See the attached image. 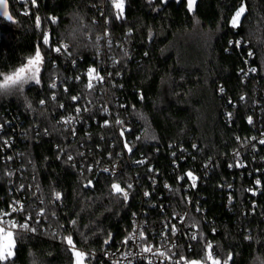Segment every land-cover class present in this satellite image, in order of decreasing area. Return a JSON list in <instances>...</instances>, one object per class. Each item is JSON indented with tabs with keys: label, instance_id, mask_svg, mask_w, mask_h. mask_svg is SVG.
I'll return each instance as SVG.
<instances>
[{
	"label": "trees",
	"instance_id": "trees-1",
	"mask_svg": "<svg viewBox=\"0 0 264 264\" xmlns=\"http://www.w3.org/2000/svg\"><path fill=\"white\" fill-rule=\"evenodd\" d=\"M7 2L0 82L37 46L44 63L40 84L0 90V155L4 138L19 149L12 185L0 158V200L21 187L35 229L15 231L0 264H72L69 236L86 264H103L106 241L122 242L148 199L157 215L169 213L158 206L165 183L181 204L186 169L199 176L197 249L209 239L222 258L231 254L229 264L264 259V144L252 139L264 131V0H244L238 27L230 21L242 0H196L192 12L187 0H124L122 19L112 0ZM90 68L106 75L91 89ZM63 113L76 116L74 134L58 121ZM116 159L121 172L101 169ZM257 179L254 195L245 185ZM130 181L124 200L112 183Z\"/></svg>",
	"mask_w": 264,
	"mask_h": 264
},
{
	"label": "built area",
	"instance_id": "built-area-1",
	"mask_svg": "<svg viewBox=\"0 0 264 264\" xmlns=\"http://www.w3.org/2000/svg\"><path fill=\"white\" fill-rule=\"evenodd\" d=\"M105 78L106 75H99ZM103 80V79H102ZM89 82V78L87 80ZM98 80L93 79V82ZM68 117H73L71 123H65L64 121ZM58 121L64 127H67L73 134L75 132L76 116L70 113H63L59 116ZM252 139L260 141L264 139V131H259ZM12 137L2 139L1 155L0 158L3 161L9 163V174L8 182L12 185L15 177V164L19 149H15L10 146ZM136 162H141V159L136 160ZM148 169H151V165H147ZM101 169L111 174H117L122 171L123 163L121 159H116L111 162L102 164ZM191 172L194 177H196L195 186H193V181L186 174ZM136 175V174H135ZM183 177V179H181ZM149 181H154V176L148 175ZM182 185L183 193L181 192V198L179 201L181 204H173V187L168 183L163 185V192H158V197L166 196V200L158 204L160 211L164 209V204L168 205L169 213L157 215L153 211L156 205L154 199H148L149 202L146 207H140L137 211H134L131 216V224L126 238L122 242L116 243L111 246H105L100 253L101 261L103 264H191L195 261L196 264H212L213 260H218L220 264H224L225 258H222L220 254L217 253L216 249H213L211 241L207 239L203 246L197 249L196 241L201 237V231L199 230V223L202 219L196 213L195 209H200L199 205L194 202V196L191 189L196 188L199 182V176L196 172L191 169H186L184 172L178 176V183H183ZM259 180V179H257ZM253 185H245V190L255 193L261 191V182L259 185L256 181ZM260 181V180H259ZM118 184L113 182L112 184ZM128 186H119L128 192V198L132 189L135 187V183L130 181ZM15 188V187H14ZM11 190L9 191V193ZM180 192V191H179ZM144 196H149V189H142ZM148 193V195H145ZM120 195V194H119ZM122 198L123 196L120 195ZM26 195L23 193L22 188L16 189L14 193H10L7 199L0 200V226H3L5 230H11L13 233L15 231H25L19 226L27 222L29 226L30 214L24 211ZM124 199V198H123ZM171 201V202H170ZM18 202V203H17ZM164 203V204H163ZM173 204L170 206V204ZM22 206V207H21ZM16 208V211H13ZM15 224L16 227L9 228V225ZM175 226L176 232L172 233V226ZM26 232V231H25ZM143 232V238L140 237V233ZM195 235L196 239H191ZM127 241V242H126ZM212 245L211 259H209V249L207 244ZM150 246L152 248L151 252H143L144 247ZM194 251V252H193ZM164 253L161 256L159 253Z\"/></svg>",
	"mask_w": 264,
	"mask_h": 264
},
{
	"label": "snow or ice",
	"instance_id": "snow-or-ice-1",
	"mask_svg": "<svg viewBox=\"0 0 264 264\" xmlns=\"http://www.w3.org/2000/svg\"><path fill=\"white\" fill-rule=\"evenodd\" d=\"M31 3L33 5H35V0H31ZM113 6L118 10L117 11V15H116V19H122L123 18V11H124V0H112ZM195 4H196V0H187V8L190 12L195 10ZM247 10L246 4L244 3V0H242L239 8L236 10V12L234 13V15L231 18L230 23L232 24L233 27H238L239 23H240V19L241 17L245 14ZM25 15H27L28 13L25 12ZM0 15H2L3 17H6L9 21H11L13 19V17L9 14V5L7 0H0ZM36 24L37 27L40 26V18L37 17L36 19ZM44 44L47 45L49 43V38L47 36V34H45L44 36ZM56 52H60L61 49L55 48L54 49ZM44 63V57L41 53V49L39 46L36 47V51L35 54L31 57H29L27 59L26 64H24L22 67L16 69L13 73L9 74V75H4L3 76V80L2 82H0V90L3 91H7L9 89H15L18 92H23L25 85L29 84L30 82L35 83V84H40L41 80H40V73L42 70V66ZM251 71H255V69H251ZM96 73V70L93 68L88 69L87 75L89 77V83L87 85V87L89 89H91L93 87V83L92 80H102L103 78L100 77L98 75V73L94 76L93 74ZM50 87L55 88L56 84L55 82H53ZM221 91H223V89H221ZM53 99H55V96H53ZM72 99L75 101L76 99H78L77 97H72ZM243 99V97H242ZM41 104L44 103V101L40 102ZM63 107V106H61ZM77 113L80 112V109L77 108L76 109ZM231 114H229L230 116ZM73 117H68L64 122L65 123H71L73 121ZM119 123V121H118ZM249 123H251V117H249ZM260 144H264V139H261L259 141ZM129 151H131V149H129ZM237 155H239L237 153ZM69 159H71V157H69ZM238 166H243L238 164ZM105 171H107V169H105ZM188 177H190L193 181V186H195V181H196V177H194L192 175L191 172H188L186 174ZM181 179H183V177H181ZM256 184L259 185L260 181L257 180ZM128 188H131V185H128ZM112 189L123 196L124 200L128 199V192L124 189H122L118 184H112ZM255 194V193H253ZM145 195H148V193H145ZM56 198L59 199L60 198V194L56 193ZM18 203V202H17ZM22 207V206H21ZM16 208H13V211H16ZM72 224H75V221L71 222ZM16 227V225L13 223L11 225H9V228H14ZM22 230L25 231H34L35 229L29 228L27 222H25L23 225L19 226ZM176 232V228L173 225L172 226V233L175 234ZM143 232L140 233V237L143 238ZM0 238H3L6 241V244L3 248H0V261H7L11 256H12V248H14L15 244H14V240H13V233L12 231H7L5 232V229L3 226H0ZM191 239H196V236L193 235L191 237ZM68 245L72 246L74 248L73 245V241L71 236L66 238ZM127 242V241H126ZM107 243V241H106ZM212 245L210 243L207 244V248L209 249V259H211V249ZM143 252H151L152 248L150 246L144 247L142 249ZM161 256L164 255V253H159ZM86 253L80 252V251H74V257H75V264H84L85 259L87 258ZM231 260V254H229L228 258L224 261V264H229V261ZM149 264H151V261H149ZM191 264H196L195 261L191 262ZM212 264H220V262L218 260H213Z\"/></svg>",
	"mask_w": 264,
	"mask_h": 264
},
{
	"label": "rangeland",
	"instance_id": "rangeland-1",
	"mask_svg": "<svg viewBox=\"0 0 264 264\" xmlns=\"http://www.w3.org/2000/svg\"><path fill=\"white\" fill-rule=\"evenodd\" d=\"M235 12H236V11H235ZM34 54H35V53H33L32 55L28 56V57L26 58L25 62H24L21 66L17 67L16 69H18V68L22 67L24 64H26L27 59H28L29 57L33 56ZM16 69H15V70H16ZM15 70H14V71H15ZM14 71L10 72L9 74L13 73ZM9 74H7V75H9ZM30 83H31V82H30ZM7 231H11V230H5V232H7ZM12 233H13V232H12ZM13 240H14V236H13ZM5 244H6V241H5L3 238H0V248H3V247L5 246ZM74 251H80V250H78V249H76V248H73V262H72V264H75ZM80 252H82V251H80ZM12 253H13V248H12ZM84 264H86L85 261H84ZM252 264H264V259H262V258H257Z\"/></svg>",
	"mask_w": 264,
	"mask_h": 264
},
{
	"label": "water",
	"instance_id": "water-1",
	"mask_svg": "<svg viewBox=\"0 0 264 264\" xmlns=\"http://www.w3.org/2000/svg\"><path fill=\"white\" fill-rule=\"evenodd\" d=\"M110 240H111V239L109 238L108 241H107V244H106L105 246H107V245L110 243Z\"/></svg>",
	"mask_w": 264,
	"mask_h": 264
},
{
	"label": "crops",
	"instance_id": "crops-1",
	"mask_svg": "<svg viewBox=\"0 0 264 264\" xmlns=\"http://www.w3.org/2000/svg\"><path fill=\"white\" fill-rule=\"evenodd\" d=\"M6 18V17H5Z\"/></svg>",
	"mask_w": 264,
	"mask_h": 264
}]
</instances>
